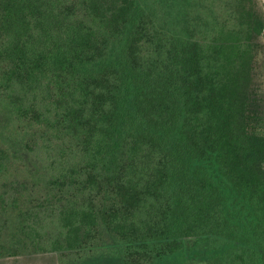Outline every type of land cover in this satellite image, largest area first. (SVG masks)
<instances>
[{
	"label": "trees",
	"instance_id": "trees-1",
	"mask_svg": "<svg viewBox=\"0 0 264 264\" xmlns=\"http://www.w3.org/2000/svg\"><path fill=\"white\" fill-rule=\"evenodd\" d=\"M253 1H231V28L200 10L175 30L141 0H0V172L23 174L1 184L0 238L104 248L95 264H264Z\"/></svg>",
	"mask_w": 264,
	"mask_h": 264
},
{
	"label": "rangeland",
	"instance_id": "rangeland-1",
	"mask_svg": "<svg viewBox=\"0 0 264 264\" xmlns=\"http://www.w3.org/2000/svg\"><path fill=\"white\" fill-rule=\"evenodd\" d=\"M232 0H197L196 8H193L195 4L189 0L182 2V0H141V2L148 6V9L152 13V16L156 17L159 23L166 22L175 28V24L181 27L188 26L187 20L191 18L190 11H194L193 14L200 15L199 11H203L202 19L209 20L213 24L216 20L218 23L226 22L228 28L230 25H236L235 20L236 13L232 12V16L229 14L230 5ZM192 3V9L189 5ZM182 4L187 7L184 16H180V12L184 10ZM253 6L255 8V14L264 19V0H254ZM236 8V7H235ZM235 10V9H234ZM252 45H254V52L256 53V59L254 62L255 75L257 81L263 86L262 98L263 103H261V110L264 115V27L259 35H252L250 39ZM13 123H10V130L13 127ZM24 126V125H22ZM0 130V134L3 133ZM1 142V140H0ZM23 174L19 173L13 169L9 171L0 172V190L1 184H4L8 178L21 179L20 176ZM39 185H29L28 190L24 192L25 195L29 194L36 196L38 194ZM32 194H31V193ZM13 217V214H9ZM13 228V227H12ZM7 228L3 231L2 237L0 238V264H71L70 262L74 260V263L84 264L89 262V264H95L98 259L104 254L102 251L98 250L104 249H88L84 252H78L70 256L64 257L60 253H42L41 251H35L34 249H15L12 250L9 245L8 234H13L14 229ZM13 231V233H12ZM183 248L191 252H199L206 248L207 240L204 238H191L181 240ZM95 258V259H92ZM186 264H206L205 261L198 258L187 261Z\"/></svg>",
	"mask_w": 264,
	"mask_h": 264
}]
</instances>
